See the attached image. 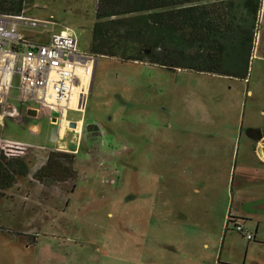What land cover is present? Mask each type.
Returning <instances> with one entry per match:
<instances>
[{
  "label": "rangeland",
  "instance_id": "1",
  "mask_svg": "<svg viewBox=\"0 0 264 264\" xmlns=\"http://www.w3.org/2000/svg\"><path fill=\"white\" fill-rule=\"evenodd\" d=\"M97 3L26 0L25 13L44 24L26 29L28 37L48 42L67 30L97 60L85 110L69 112L86 126L59 138L76 150L75 182L33 179L57 145V125L40 116L35 133L28 120L0 117V137L29 146L31 169L0 200V226L26 234L0 231V264H264V203L247 205L245 234L227 224L239 211V149L264 130L260 61L251 59L250 84L125 61L124 38L95 37ZM18 94L16 76L10 102ZM260 175L248 169V180Z\"/></svg>",
  "mask_w": 264,
  "mask_h": 264
},
{
  "label": "trees",
  "instance_id": "2",
  "mask_svg": "<svg viewBox=\"0 0 264 264\" xmlns=\"http://www.w3.org/2000/svg\"><path fill=\"white\" fill-rule=\"evenodd\" d=\"M262 1L98 0L95 37L114 34L124 38L123 51L128 53L122 57L125 61L245 79ZM25 5L26 0H0V13L20 14L28 7ZM97 48L102 46L94 47L92 52L97 53ZM103 51L101 54L115 56ZM88 128L97 133L96 125ZM75 160L74 151L52 149L33 179L46 186L75 182ZM29 164L26 153L10 155L0 146V200L20 177L31 173ZM240 221L243 218L230 215L227 224L234 223L244 233ZM0 231L26 235L5 226H0Z\"/></svg>",
  "mask_w": 264,
  "mask_h": 264
},
{
  "label": "built area",
  "instance_id": "3",
  "mask_svg": "<svg viewBox=\"0 0 264 264\" xmlns=\"http://www.w3.org/2000/svg\"><path fill=\"white\" fill-rule=\"evenodd\" d=\"M39 25L44 24L25 11L0 13V117L8 114L20 122L47 116L57 124V136L61 139L67 130L77 128V125L72 126L68 113L86 108L97 58L81 52L79 39L70 31L54 33L48 42L35 40L24 33ZM16 76L18 104L10 102ZM35 126L38 125L32 123L30 126L33 132H37ZM0 143L10 155H23L29 147L2 137ZM13 148L19 153H14ZM247 237L252 239L254 235L247 233Z\"/></svg>",
  "mask_w": 264,
  "mask_h": 264
},
{
  "label": "crops",
  "instance_id": "4",
  "mask_svg": "<svg viewBox=\"0 0 264 264\" xmlns=\"http://www.w3.org/2000/svg\"><path fill=\"white\" fill-rule=\"evenodd\" d=\"M251 59H256V60L260 61V65H259L260 71H259L258 77H257L260 79V76H264V0L262 1V4H261L260 17H259V28L255 34ZM202 74L228 77L230 79H240L242 81H246L249 84L253 81L250 70H249V73L245 79H241L240 77H234V76H230V75H218V74H210V73H202ZM94 77H95V74H94ZM92 86H93V84H92ZM248 93L251 95H254L255 91H254V89L249 88ZM258 100H259V102H263L264 101V95L259 96ZM42 117L49 119V117H47V116H42ZM39 118H34V119L28 120L30 126L33 122L38 121ZM68 118L72 122L73 121L77 122V124H76L77 130L74 128V129H72V131L80 132V129L82 131V128L84 126H86V123H85L83 117L79 118V119H72L69 117V113H68ZM49 121L52 125H57V124L53 123L50 119H49ZM80 121L82 123H81V126L79 127ZM36 124L38 125V130L35 133H38L42 129H41V126L38 122H36ZM58 132L59 131L57 128V130L55 131V138H56L57 145L53 149L62 150L64 148H66V150H68V151L76 152V150H73V149L67 147L64 143H60L59 138L57 136ZM259 149L261 150V153L258 152ZM240 150H243L242 153H243L244 159L240 165L241 169H242V173L240 174L241 176L239 179V189H236L234 184H233L234 186L232 187L234 190L233 203L237 206V208L239 210L235 214V217L243 218V221H246V220H248V215L251 216V213L249 211H246V209H248L247 205L254 204V203H260V204L264 203V130L263 129L252 130L251 134L247 136L244 144H242V149H239L238 155L240 154ZM251 155L255 156V158L253 157V159H252L253 161H251V163H250L247 159H249ZM252 167L256 168V171H259L261 173L260 178L258 180L251 181V180H248V178H247L248 169L252 168ZM234 182H235V178H234ZM263 206H264V204H263ZM250 210L252 211V209H250ZM262 220H264V217L258 218L257 221L259 222Z\"/></svg>",
  "mask_w": 264,
  "mask_h": 264
},
{
  "label": "bare ground",
  "instance_id": "5",
  "mask_svg": "<svg viewBox=\"0 0 264 264\" xmlns=\"http://www.w3.org/2000/svg\"><path fill=\"white\" fill-rule=\"evenodd\" d=\"M81 123H82V122L80 121V122H79V127L81 126ZM34 128H35V131L38 130V126H35Z\"/></svg>",
  "mask_w": 264,
  "mask_h": 264
},
{
  "label": "water",
  "instance_id": "6",
  "mask_svg": "<svg viewBox=\"0 0 264 264\" xmlns=\"http://www.w3.org/2000/svg\"><path fill=\"white\" fill-rule=\"evenodd\" d=\"M35 113V112H34ZM76 123L75 121L72 122V126H76Z\"/></svg>",
  "mask_w": 264,
  "mask_h": 264
}]
</instances>
